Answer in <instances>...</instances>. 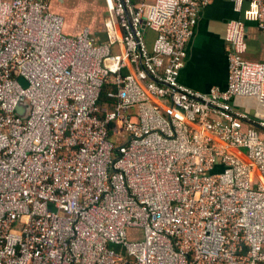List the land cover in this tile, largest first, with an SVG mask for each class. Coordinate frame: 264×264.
Instances as JSON below:
<instances>
[{
	"label": "built area",
	"instance_id": "built-area-1",
	"mask_svg": "<svg viewBox=\"0 0 264 264\" xmlns=\"http://www.w3.org/2000/svg\"><path fill=\"white\" fill-rule=\"evenodd\" d=\"M211 1L105 0L99 40L46 0H0V264H264V62L243 57L244 21L225 88L179 79Z\"/></svg>",
	"mask_w": 264,
	"mask_h": 264
},
{
	"label": "crops",
	"instance_id": "crops-1",
	"mask_svg": "<svg viewBox=\"0 0 264 264\" xmlns=\"http://www.w3.org/2000/svg\"><path fill=\"white\" fill-rule=\"evenodd\" d=\"M49 11L64 18V31L76 35L86 27L99 40L105 39L107 6L105 0H46ZM140 2L141 0H134ZM230 20H243L246 25L247 48L243 57L264 62V32L259 29L255 7L246 0L240 12L232 0H212L200 15L198 24L187 43V55L180 71V82L201 91L228 83L226 29ZM234 103L254 111L245 99Z\"/></svg>",
	"mask_w": 264,
	"mask_h": 264
},
{
	"label": "water",
	"instance_id": "water-1",
	"mask_svg": "<svg viewBox=\"0 0 264 264\" xmlns=\"http://www.w3.org/2000/svg\"><path fill=\"white\" fill-rule=\"evenodd\" d=\"M21 80L23 81V78H21ZM24 82V81H23ZM25 83V82H24ZM26 84V83H25ZM28 108L29 105L27 102L25 101H21L19 102L18 106H17V112L19 115L21 116H26L27 112H28Z\"/></svg>",
	"mask_w": 264,
	"mask_h": 264
},
{
	"label": "trees",
	"instance_id": "trees-1",
	"mask_svg": "<svg viewBox=\"0 0 264 264\" xmlns=\"http://www.w3.org/2000/svg\"><path fill=\"white\" fill-rule=\"evenodd\" d=\"M104 94H105V93H104ZM104 94H103V96H101V100H104V98H105V95H104ZM101 100H100V101H101Z\"/></svg>",
	"mask_w": 264,
	"mask_h": 264
}]
</instances>
